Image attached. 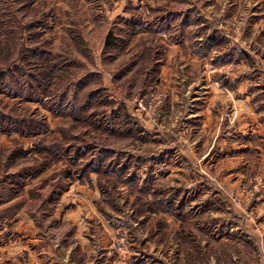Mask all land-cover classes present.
<instances>
[{"label":"rangeland","instance_id":"1","mask_svg":"<svg viewBox=\"0 0 264 264\" xmlns=\"http://www.w3.org/2000/svg\"><path fill=\"white\" fill-rule=\"evenodd\" d=\"M199 81L264 125V0H0V264H262L264 178L204 167Z\"/></svg>","mask_w":264,"mask_h":264},{"label":"crops","instance_id":"2","mask_svg":"<svg viewBox=\"0 0 264 264\" xmlns=\"http://www.w3.org/2000/svg\"><path fill=\"white\" fill-rule=\"evenodd\" d=\"M205 85L204 81H199L194 87L193 95L188 98L189 107L185 114L187 125L192 127L197 123L196 128L201 126L204 137L198 145L203 147L204 167L215 164L219 169L220 182L230 185L232 180L236 179L237 182L232 183V186L239 190L242 181L247 177L245 163L250 164L252 170H258L264 178V125L259 122L256 112L248 110L249 97L245 98L246 101L243 98L235 100L237 110L230 116L229 122L224 118V113L212 112V104L217 102L220 96L212 95L211 91L207 94ZM242 86L239 85V92ZM174 100L176 99H173V104ZM199 108L203 110L200 113L196 110ZM197 120L202 122L201 125ZM196 145L191 142L187 147L193 149ZM262 194L264 195L263 192ZM253 209L258 215V223L251 229L258 233L259 247L264 255V236L260 234L264 233V199L258 201Z\"/></svg>","mask_w":264,"mask_h":264}]
</instances>
